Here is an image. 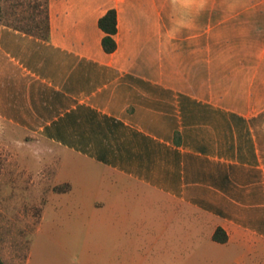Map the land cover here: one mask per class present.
<instances>
[{"label":"crops","instance_id":"obj_1","mask_svg":"<svg viewBox=\"0 0 264 264\" xmlns=\"http://www.w3.org/2000/svg\"><path fill=\"white\" fill-rule=\"evenodd\" d=\"M48 18L47 40L0 23V119L60 149L54 176L75 162L95 182L51 204L81 189L56 182L23 264L80 235L81 264H138L136 201L177 218L180 264H264V0H48ZM64 205L101 216L50 230Z\"/></svg>","mask_w":264,"mask_h":264},{"label":"rangeland","instance_id":"obj_2","mask_svg":"<svg viewBox=\"0 0 264 264\" xmlns=\"http://www.w3.org/2000/svg\"><path fill=\"white\" fill-rule=\"evenodd\" d=\"M0 22L25 24L30 15L42 19L44 0H0ZM60 149L39 137H33L18 127L0 119V261L1 264H23L29 246L34 241V229L39 220L42 206L53 186L61 179H71L79 187L95 182L85 172L86 167L75 162H64L55 175ZM81 188V187H80ZM89 189H77L74 195L55 194L50 203L56 200L72 202L87 198ZM134 213L141 209L150 211V216L138 218L136 226L138 238V264H180L177 253L182 242L177 218L166 216V224L160 221L158 208L136 201ZM59 213L48 209L45 223L53 230L71 227L83 232L89 224V215L101 216L100 211L88 207L62 206ZM105 213V212H104ZM90 215V216H92ZM59 216V217H57ZM75 218V219H74ZM70 219L74 222L70 223ZM58 220V221H57ZM79 220V221H77ZM80 233V234H81ZM82 235L73 240L71 250L63 254L60 250H48L45 261L51 264H81ZM201 251V256H203Z\"/></svg>","mask_w":264,"mask_h":264},{"label":"trees","instance_id":"obj_3","mask_svg":"<svg viewBox=\"0 0 264 264\" xmlns=\"http://www.w3.org/2000/svg\"><path fill=\"white\" fill-rule=\"evenodd\" d=\"M1 12V5H0ZM42 19L38 18L35 14L29 16V21L25 24H11V23H3L8 26L13 27L19 31L31 34L40 39L47 40L49 38V18H48V0H44V10L42 12ZM2 23V22H0ZM98 27L103 31L104 35L101 36V46L102 49L109 53L116 48V40H114L113 36L116 32L117 28V16L113 7L108 8L102 16L98 18ZM70 185L64 181L60 183H55L52 191H68ZM214 233L212 238L214 240L224 241L226 239V233L224 229L216 226L214 229ZM1 264V261H0Z\"/></svg>","mask_w":264,"mask_h":264}]
</instances>
